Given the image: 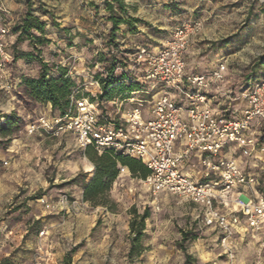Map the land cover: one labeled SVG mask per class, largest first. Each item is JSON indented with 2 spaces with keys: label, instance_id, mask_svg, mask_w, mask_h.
Masks as SVG:
<instances>
[{
  "label": "rangeland",
  "instance_id": "rangeland-1",
  "mask_svg": "<svg viewBox=\"0 0 264 264\" xmlns=\"http://www.w3.org/2000/svg\"><path fill=\"white\" fill-rule=\"evenodd\" d=\"M3 1L13 7L14 27L28 10L27 2ZM133 2L136 9L147 12L149 20L144 21H152L157 28L153 31L163 40L172 35L174 27L200 21L194 47L204 48L214 42L217 44H211L208 50L223 49V54L230 57L226 76L212 93L219 109L229 107V102L232 107L243 105L241 95L247 74L252 69L256 72L255 63L264 55V0ZM32 8L47 21L44 37L48 41L38 45L40 57L54 71L57 65L68 67L77 91L98 99L102 94L99 78L108 74L107 62L100 59L110 53L106 41L111 22L105 0H33ZM162 24L166 27L158 28ZM126 37L125 31L118 32L123 53L115 68V75L126 80L99 98L100 110L116 118L137 107L141 100H145L146 108L155 92H144L151 84L143 78L144 66L136 65L139 44L125 42ZM18 49L34 55L15 58L12 77L36 76L40 71L39 54L30 41L21 43ZM257 72L264 79V64ZM93 81H99L100 87ZM28 112H46L45 105L31 99L20 86L13 93L0 90V125L9 114H15L17 120L7 132L0 129V264H36L37 257L43 264H183L182 245L197 264H208L203 257L211 256L201 250L209 247L211 231L198 229L197 205L163 195L157 209L146 187L129 178L122 186L113 185L107 206L94 205L84 199L83 189L84 175L94 171L93 161L78 148L72 135L27 134L23 116ZM260 129L264 145V124ZM259 156L246 158L243 164L248 163L247 171L260 174L257 190L264 195V152ZM89 163L94 167L88 168ZM64 194L77 201L70 209L56 205ZM147 211L143 236L135 246L142 251L130 254L135 235L132 223ZM44 228L49 232L40 236ZM186 233L189 238L183 240Z\"/></svg>",
  "mask_w": 264,
  "mask_h": 264
},
{
  "label": "built area",
  "instance_id": "built-area-1",
  "mask_svg": "<svg viewBox=\"0 0 264 264\" xmlns=\"http://www.w3.org/2000/svg\"><path fill=\"white\" fill-rule=\"evenodd\" d=\"M12 22L9 6L0 0V90L7 93L17 91L21 82L12 77L14 57L8 51ZM200 28V21L186 22L174 27L160 46L138 47L136 65L144 66L143 78L151 84L144 92L155 90L146 108L145 100H141L117 121H103L98 101L73 95L66 115L28 112L23 116L24 128L29 135H72L81 150L94 146L100 153L112 150L138 158L149 174L134 176L128 166L120 165L114 187L124 185L127 178L137 181L146 187L157 209L163 195L197 205L198 229L217 235L219 256L208 264H219L222 258L234 264L241 229L245 237L261 241V251L251 264H264V195L256 188L260 174L242 166L244 159L264 152L260 141L264 79H249L240 107H232L230 102L229 107L217 109L210 93L224 80L227 60L210 72L194 74L188 70L186 55L191 37ZM92 84L100 87L99 81ZM188 165L191 173L186 170ZM246 188L254 190L255 195L244 194ZM236 189L238 195L233 196ZM75 203L64 194L56 205L64 210ZM48 232L44 228L40 236ZM36 264H43L39 257Z\"/></svg>",
  "mask_w": 264,
  "mask_h": 264
},
{
  "label": "trees",
  "instance_id": "trees-1",
  "mask_svg": "<svg viewBox=\"0 0 264 264\" xmlns=\"http://www.w3.org/2000/svg\"><path fill=\"white\" fill-rule=\"evenodd\" d=\"M28 10L23 15L21 20L11 27V35L15 37V42L11 41L8 44V51L15 58L26 57L30 58L34 55L32 51H19L18 47L25 41H30L34 50L36 51L37 58L40 61V71L36 76L25 75L22 77L19 86L24 88L28 95L35 102L46 105L52 104V114L64 116L72 107V96L76 99L83 98L77 91V82L69 74V69L66 66L57 65L56 71L40 57L41 49L38 45L46 43L48 39L44 37L46 33L47 21L43 20L39 15L35 13L32 8L33 0H26ZM106 10L109 13V21L111 27L107 36L106 46L110 53L109 56L102 55L101 61H106L108 67V74L104 78H99L101 83V95H98V99L91 97L89 93L87 98L92 101H99V98L107 96L108 92L115 86L121 85L126 77L121 80L115 75V68L120 61L119 54L123 53L121 46L118 43V32L122 31V26H127V31L136 33L138 31V25L146 23L143 19L130 14L129 4L125 0H105ZM48 12V11H44ZM250 12V11H249ZM250 14V13H249ZM39 33V35L36 34ZM123 32V31H122ZM214 43V42H213ZM217 44V43H214ZM12 47L15 48V52L12 51ZM17 50V52H16ZM17 53V55H15ZM15 55V56H14ZM124 59V63L127 64V59ZM264 55L261 56L255 63L256 72L252 69L246 77L245 87L248 85L250 78L263 79L257 72L258 67L264 64ZM55 72V73H54ZM101 119L103 121L111 120L115 118L116 121L120 117H113L112 115H106L101 111ZM16 115L9 114L4 117V122L0 125L2 132H7L16 124ZM84 154L88 156L94 163L95 168L93 173L84 175V199L93 203L94 205L107 206L109 201V192L111 191L114 181L119 173V166L126 165L129 167L131 173L134 176L145 177L149 174V169L146 165L136 157L114 154L112 150H104L101 153L96 150L94 146L87 147ZM149 212H144L139 216V221L136 223L133 221L132 229L134 230L133 247H131L130 254L135 252L141 253V247H135L136 242L143 236L145 229V220L148 218ZM189 238V234L186 233L183 240ZM197 238V235L194 237ZM185 252V260L183 264H197V259L188 252L187 248L182 245ZM68 264H71L70 262Z\"/></svg>",
  "mask_w": 264,
  "mask_h": 264
},
{
  "label": "crops",
  "instance_id": "crops-1",
  "mask_svg": "<svg viewBox=\"0 0 264 264\" xmlns=\"http://www.w3.org/2000/svg\"><path fill=\"white\" fill-rule=\"evenodd\" d=\"M126 3L129 4V10H130L131 15L139 17L143 20H147V21L149 20L147 17V12L145 10H142L141 8L136 9L133 0H129V1L126 0ZM7 5L9 6L10 11L14 12L11 4L7 3ZM149 22L139 24L138 25V31L136 33H131L129 31H127V26H122V31H125L127 34V37L125 38V42H128L130 44H135V45L139 44V46H149L152 48L160 46L165 40H163L162 35L157 34L156 32L153 31V29L156 27H154L155 25L152 23V21H149ZM165 27L166 26H164L163 24L161 26H158V28H162V29ZM198 32H200V31H198ZM198 32L191 37L190 46H189V49L187 51L186 56H187V61H188V70L194 74L210 72L214 68H216L218 66V64L223 60H227V63L229 66V58L230 57L228 55L223 54V51H222L223 49L220 50L221 52L218 50H217V52L213 51L212 47L210 48L211 50H208V47H210L211 44H213V43L206 44L204 48L194 47V45H193V43L195 41L194 38L197 36ZM14 38L15 37L12 36L11 41H13ZM140 42H145V43L142 44ZM127 46H128V44L127 45L125 44V47H127ZM22 77H20L18 79H20V81H21ZM213 92H214V89L210 93L211 96H213L212 95ZM215 98H216V96H213V99L215 101V106L217 109H219L220 108L219 104L216 103L217 101ZM229 104H230V102H229ZM45 109H46V112L52 113V104L51 103L46 104ZM259 158H261V157L259 156ZM242 166L247 170L248 163L244 165L242 162ZM93 167H94V165L91 163V168H93ZM251 168L253 169L252 166H251ZM186 170L191 173L192 172L191 166L188 165L186 167ZM252 171H254V170H252ZM252 171H250V172H252ZM243 193L246 194L247 196H254L255 195L254 190L249 189V188L243 189ZM236 195H238V189L233 191V196H236ZM187 203H189V202H187ZM240 232L241 233L238 235V241H237L238 256H237V259L234 262V264H251L255 261V259L258 257L259 252L261 251V248H260V247H262L261 241L259 239H255V240L251 239L250 235H247L245 237L243 229H241ZM210 234H211V238L208 239V242H209L208 246L209 247L201 250V253H205L207 255L209 254L211 256V257H208L209 259H205V257H203V260L205 261V263H209L210 261L217 259L219 256V252L215 248V244L217 241V235L212 233V232ZM201 253H200V256H201ZM262 253L264 256V248L262 249ZM220 261L221 262L219 264H229L225 261L224 258H222Z\"/></svg>",
  "mask_w": 264,
  "mask_h": 264
},
{
  "label": "bare ground",
  "instance_id": "bare-ground-1",
  "mask_svg": "<svg viewBox=\"0 0 264 264\" xmlns=\"http://www.w3.org/2000/svg\"><path fill=\"white\" fill-rule=\"evenodd\" d=\"M90 166H91V163H89V166H88V168H90Z\"/></svg>",
  "mask_w": 264,
  "mask_h": 264
}]
</instances>
